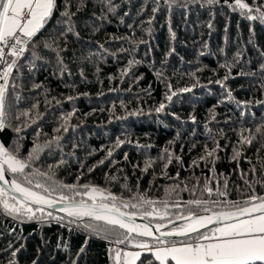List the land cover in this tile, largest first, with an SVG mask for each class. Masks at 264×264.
<instances>
[{
    "label": "trees",
    "instance_id": "obj_1",
    "mask_svg": "<svg viewBox=\"0 0 264 264\" xmlns=\"http://www.w3.org/2000/svg\"><path fill=\"white\" fill-rule=\"evenodd\" d=\"M113 3L119 5L115 15L107 13L97 0H85V6L74 17L80 37L69 34L68 50L62 53L67 72L56 71L54 53H45L49 62L37 61V67L31 71L26 66L27 61H22L25 67L16 81L20 87L10 91L7 98L6 112L11 126L0 131V142L12 148L19 141L20 155L26 158L36 143L43 145L60 135V146L44 148L33 167L47 171L49 166L59 165L63 159L64 164L54 168L56 180L74 183L83 172L80 183L107 188L125 199L139 191L156 201L168 200L170 214L177 211L171 207L172 202L179 201L183 209L184 201L199 198L206 180L215 189L222 187L227 177V198L242 199V192L248 189L241 173L248 172L249 181L259 179L260 158L264 157L260 146L264 137L260 134L256 133L257 140L251 146L238 143L242 129L255 133V129L264 124V104L256 103L264 101V91L260 89L264 73L259 70V65L264 63L259 55L264 51V25L231 11L223 0L213 6L195 4L183 8L177 5L171 10L161 0L162 10L155 14L150 26L147 21L153 16V0H113ZM101 15L108 19L100 20ZM57 17L38 40L48 35ZM169 27L175 33V40H171ZM96 28L99 31H94ZM141 39L146 43H139ZM121 48L134 50L121 52ZM171 48L175 51L169 55ZM238 51L242 55L230 73L234 78L225 82L234 97L230 102L225 89L209 81L222 79L229 72L221 65L231 63ZM129 60L140 63L121 75L128 69ZM241 71H255L257 75L240 76ZM157 72L162 75L157 76ZM34 84L42 87L34 88ZM167 85L178 93L171 102L165 100V93L169 92ZM185 87L192 90L180 92ZM68 96L75 99L68 101ZM56 100L61 103L57 105ZM162 101L167 108L157 114L155 108ZM235 101L252 103L244 107ZM33 105H38L34 111L41 114L36 123L29 127L22 123L27 117L15 120L17 114L32 109ZM133 112L137 114L130 115ZM68 113H74L68 122L69 130L56 133L61 117ZM15 127H21V132L16 133ZM209 129L222 148L218 152L215 173L210 170L211 164L203 161L199 167L192 164L203 154L205 145L213 147ZM117 139L131 143L114 148ZM233 147L242 152L239 166L231 161ZM165 148L174 156L179 155L182 163L174 162L164 169V161L159 157ZM109 149L113 150L112 159L117 163L106 161L89 173L88 168L104 159ZM125 153L127 161L123 159ZM148 158L155 163L145 173L141 169ZM253 166L258 169L256 176L249 171ZM106 175H115L118 179L109 183ZM124 184L132 192L126 191ZM172 188L175 191H171ZM255 191L264 195V187L259 184L255 185ZM204 197L207 198L206 193ZM86 236L82 229L70 231L56 222L21 224L0 213V264H9L10 260H15L16 264H33V261L35 264H72L73 260L76 264H111L110 245L95 237L88 240L85 252L77 256ZM64 244L68 245L67 249Z\"/></svg>",
    "mask_w": 264,
    "mask_h": 264
},
{
    "label": "snow or ice",
    "instance_id": "obj_2",
    "mask_svg": "<svg viewBox=\"0 0 264 264\" xmlns=\"http://www.w3.org/2000/svg\"><path fill=\"white\" fill-rule=\"evenodd\" d=\"M97 3L107 13L113 15L119 8L113 0H97ZM164 3L171 10L177 5L183 8L195 4L201 7L218 5L221 0H164ZM223 4L248 21H258L264 25V0H252L251 3L248 0H231V2L223 0ZM153 5L152 19L147 21L149 26L155 19V14L162 10L161 0H153ZM84 6L85 0H75V2L74 0H0V131L11 126L7 119V98L10 91L20 87L16 81L20 79L21 69L25 67L22 61H27L26 66L31 71L37 67V61L45 64L49 62L45 53H54L56 71L60 74L68 71L62 53L68 50L69 34L76 36L77 39L80 37L79 32L76 31L74 17ZM143 10L142 8L141 13ZM127 15L128 13L125 12L124 16ZM54 17L57 18L48 35L38 40L37 37L52 23ZM98 18L108 19L106 15ZM120 19L123 22V17ZM128 27L131 28L132 25ZM208 27L211 28L212 24L209 23ZM94 31H99V28ZM147 31L150 35L151 28L149 27ZM169 32L171 40H175V33L172 32L171 27ZM250 32L254 34L251 26ZM113 39L121 38L113 37ZM139 43L143 44L146 41L141 39ZM99 47L107 52L103 45ZM133 50L134 48L120 49L121 52ZM174 51L175 49L171 48L168 54L171 55ZM241 55L242 53L238 51L231 63L221 65L229 69L222 79L209 81L224 88L230 102L234 100V97L232 91L227 89L225 82L234 78L230 76L231 68L239 62ZM259 55L264 58V51H260ZM139 63L138 60H129L128 69H125L121 75H126L129 69ZM259 70L264 73V63L259 65ZM81 75H83L82 72ZM160 75L162 74L157 72V76ZM239 75L254 77L257 73L241 71ZM33 87L39 89L42 85L34 84ZM167 87L169 92L165 93V100L171 102L178 93L172 90L171 85ZM260 89L264 91V76L261 77ZM191 90L185 87L180 89V92L186 93ZM16 99H19V96ZM73 99H75L73 96L67 97L68 101ZM235 102L244 107L252 103V101ZM60 103L61 101L56 100L57 105ZM256 103L264 104V101H256ZM37 107L38 105H33L32 109L17 114L14 117L15 120L20 121L21 117H27L28 120L22 123L30 127L41 117L39 112L34 111ZM166 108V103L162 101L155 108V112L162 113ZM73 114L68 113L61 117L62 123L55 129L56 133H66L69 130L68 122ZM136 114L130 113V115ZM192 120L195 122L194 116ZM21 130V127L14 128L16 133H20ZM245 132L249 135H244ZM256 133L264 137V124L258 126L255 133H252L251 129H242L238 143L241 146L245 144L251 146L257 140ZM61 138L60 135H56L43 145L36 143L26 158L20 155L19 141L12 148L0 142V213L21 224L33 221L49 224L56 222L70 231L82 229L87 236L77 256L85 252L88 240L95 237L110 245L108 255L111 264H138V262L139 264H264V195L255 191L257 184L264 187V157L260 158L259 179L249 181L248 172L241 173V179L244 180L248 189V192H242V199L227 198L229 183L227 177L224 178L222 187L215 189L210 187L206 180L200 190L199 198L184 201L183 209L179 201L172 202L171 207L177 211L170 214L168 200L156 201L139 191L125 199L123 195L113 194L107 188L91 183H80L83 172L76 177L74 183L56 180L54 168L62 166L65 162L63 159L59 165L49 166L47 171L33 167L35 161L39 160L41 151L44 148H52L54 145L59 147ZM209 138L212 140L213 147L209 148L205 145L203 154L198 160H193L192 164L195 167H199L201 161L211 164L213 167L210 170L215 173V164L219 159L218 152L222 148L210 129ZM126 142L131 143V141L117 139L113 147L119 148ZM260 146L264 149V138L260 140ZM241 156L242 152L237 147H233L231 161L239 166ZM112 157L113 150L109 149L107 156L89 167L88 172L95 171L96 167L104 165L106 161L115 165L117 162ZM123 159L128 160L127 153ZM159 159L164 161V169L174 162L182 163V158L179 155L174 156L167 148ZM248 162L251 163L250 160ZM154 163L155 161L151 158L146 159L141 171L148 172ZM249 171L256 176L258 169L253 166ZM8 176L12 178L8 179ZM178 176L179 173H177ZM117 179L115 175H106V181L109 183ZM175 187L178 188L179 185ZM123 188L132 192L127 184H124ZM168 191L166 189V193ZM171 191H175V188ZM205 193L207 198L204 197ZM138 216L147 223L138 224L136 222ZM176 221H183V223H176ZM210 225L214 226L210 227ZM57 247H61V244L58 243ZM63 247L67 249L68 245L64 244ZM18 251L19 249L14 251L12 256L15 257ZM9 264H16V261L10 260ZM72 264H76V261L73 260Z\"/></svg>",
    "mask_w": 264,
    "mask_h": 264
},
{
    "label": "water",
    "instance_id": "obj_3",
    "mask_svg": "<svg viewBox=\"0 0 264 264\" xmlns=\"http://www.w3.org/2000/svg\"><path fill=\"white\" fill-rule=\"evenodd\" d=\"M7 178H8V179H11V177H10V176H8ZM59 214L63 215L62 213H59ZM136 222H137L138 224L147 223V221H146V220H144V219L140 218L139 216L137 217V220H136ZM180 222H183V221H176V223H180ZM153 223H155V222H153ZM213 226H214V225H210V227H213ZM202 231H203V230H202ZM174 239H184V238H174Z\"/></svg>",
    "mask_w": 264,
    "mask_h": 264
}]
</instances>
